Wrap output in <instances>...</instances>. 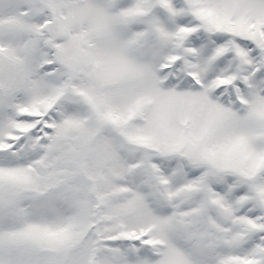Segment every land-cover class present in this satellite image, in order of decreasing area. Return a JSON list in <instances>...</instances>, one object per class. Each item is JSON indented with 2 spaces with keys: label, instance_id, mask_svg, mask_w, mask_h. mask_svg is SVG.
<instances>
[{
  "label": "snow or ice",
  "instance_id": "1",
  "mask_svg": "<svg viewBox=\"0 0 264 264\" xmlns=\"http://www.w3.org/2000/svg\"><path fill=\"white\" fill-rule=\"evenodd\" d=\"M0 264H264V0H0Z\"/></svg>",
  "mask_w": 264,
  "mask_h": 264
}]
</instances>
